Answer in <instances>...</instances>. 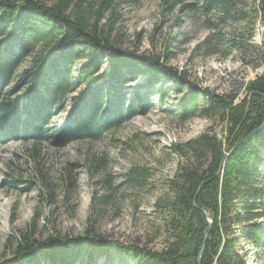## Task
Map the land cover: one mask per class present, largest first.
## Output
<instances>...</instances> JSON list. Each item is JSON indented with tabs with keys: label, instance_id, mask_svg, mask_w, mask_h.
I'll use <instances>...</instances> for the list:
<instances>
[{
	"label": "trees",
	"instance_id": "trees-1",
	"mask_svg": "<svg viewBox=\"0 0 264 264\" xmlns=\"http://www.w3.org/2000/svg\"><path fill=\"white\" fill-rule=\"evenodd\" d=\"M121 1L0 0V142L5 137L54 146L95 142L129 116L146 115L148 98L186 90L177 109L168 112L184 121L215 117L225 134L205 132L176 150L197 164L179 167L156 201L171 216L168 225L175 233L160 251L114 243L97 234L91 220L82 236L38 241L32 219L14 239L13 259L0 264H247L243 244L264 251V67L242 100L198 90L167 61L114 47L113 27L108 20L103 27L99 23L116 16ZM181 2L160 0L166 10ZM200 10L237 22L264 20V0L249 15L237 0H203ZM219 41L214 32L195 53L214 55ZM104 60L109 71L101 76ZM138 72L148 77L144 90L156 95L126 97L124 88ZM74 92L79 93L71 97ZM67 104L68 116L52 126ZM140 176L130 171L127 183L139 184ZM106 202L93 197L90 210Z\"/></svg>",
	"mask_w": 264,
	"mask_h": 264
},
{
	"label": "rangeland",
	"instance_id": "rangeland-1",
	"mask_svg": "<svg viewBox=\"0 0 264 264\" xmlns=\"http://www.w3.org/2000/svg\"><path fill=\"white\" fill-rule=\"evenodd\" d=\"M181 1L166 10L160 0H122L116 16L107 15L99 27L108 20L109 27H113L110 39L114 47L145 58H159L162 63L167 61L170 67L186 73L189 83L198 90L244 99L248 83L263 72L264 20L258 16L254 22V18L247 22L219 19L216 12L201 13L203 0ZM256 1L237 0V5L249 15ZM214 32L219 33L221 44L214 48L215 54L204 57L202 51L195 53ZM98 70L99 75H106L108 61L104 60ZM148 81L145 74L138 72L124 88L126 97L139 92L156 95V90H144ZM187 93L169 94L161 100L157 96L148 98L144 102L150 108L146 115L129 116L95 142L54 146L25 143L19 138L2 139V263L13 259L14 239L18 241L17 235L28 228L32 219L36 220L33 230L38 241L82 236L91 220L97 234L114 243L160 251L169 235L175 233L168 225L171 216L156 201L179 167L197 164L193 157H180L176 150L205 132L218 138L225 134L223 123L215 117L184 121L168 112L176 110ZM64 111L52 126L68 116V104ZM133 170L142 173L139 184L127 183ZM93 197L107 202L91 211ZM242 248L247 264H264L263 250L245 244Z\"/></svg>",
	"mask_w": 264,
	"mask_h": 264
},
{
	"label": "water",
	"instance_id": "water-1",
	"mask_svg": "<svg viewBox=\"0 0 264 264\" xmlns=\"http://www.w3.org/2000/svg\"><path fill=\"white\" fill-rule=\"evenodd\" d=\"M263 98H264V96H262ZM250 98H251V94L249 95V97H248V100H250ZM211 221H209V227L211 226ZM198 264H199V261H198Z\"/></svg>",
	"mask_w": 264,
	"mask_h": 264
}]
</instances>
